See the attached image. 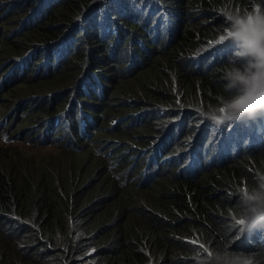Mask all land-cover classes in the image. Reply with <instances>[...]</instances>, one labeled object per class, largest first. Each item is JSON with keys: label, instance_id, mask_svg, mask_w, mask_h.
Listing matches in <instances>:
<instances>
[{"label": "trees", "instance_id": "16d2710c", "mask_svg": "<svg viewBox=\"0 0 264 264\" xmlns=\"http://www.w3.org/2000/svg\"><path fill=\"white\" fill-rule=\"evenodd\" d=\"M255 3L0 0V84L11 97L0 91V108L25 125L18 140L67 158L33 172L0 153V264H264V228L226 223L243 214L239 190L264 179V115L223 126L201 115L225 94L236 48L215 44L224 13ZM90 146L96 158L77 153Z\"/></svg>", "mask_w": 264, "mask_h": 264}, {"label": "clouds", "instance_id": "9594fccd", "mask_svg": "<svg viewBox=\"0 0 264 264\" xmlns=\"http://www.w3.org/2000/svg\"><path fill=\"white\" fill-rule=\"evenodd\" d=\"M227 19L230 26L224 29L226 34L224 38L231 39L236 44V48L229 59V65L223 72L225 94L220 97L217 105L210 106L207 111L201 112L204 119L216 126L245 118L255 120L264 115V5L255 3L251 11L230 12ZM76 88L71 87L64 94L70 99L69 108L73 107L78 100ZM0 91L4 93L8 91L6 84H0ZM81 101L87 108L93 107L87 100L84 102L88 106L82 99ZM49 105L52 104L49 103ZM93 111L97 112L95 109ZM67 112L68 109L64 111V114ZM13 113V111L9 112L6 116L8 122L14 119L15 123L16 117ZM85 113L87 119L93 122L91 118H95L94 115ZM62 115L46 117L49 126H53L55 121L59 122L61 120L59 116ZM2 120L4 118L0 119ZM70 121H73V118L66 120L67 124ZM239 196L237 212L240 213L241 209L243 210V214H239L240 226L245 229L264 228V179L260 181L256 189L251 191L240 189ZM97 252L92 249L84 256L92 257ZM217 264H252V261L245 256L235 255L230 259L218 258Z\"/></svg>", "mask_w": 264, "mask_h": 264}, {"label": "rangeland", "instance_id": "374dc122", "mask_svg": "<svg viewBox=\"0 0 264 264\" xmlns=\"http://www.w3.org/2000/svg\"><path fill=\"white\" fill-rule=\"evenodd\" d=\"M12 39H14V37H12ZM33 77H36V75H34ZM29 80L30 79H27L26 82H28ZM21 90L22 88H20L19 95L22 94ZM27 90L28 88L24 91L26 92ZM56 91H59V90H54V92ZM9 92L7 91L5 93V98H8L9 100H11V97L9 96ZM40 103H43V101H40ZM4 104L1 105L0 114H3V116H5L6 114L9 115L8 113L9 109L8 111H6V107L4 106ZM94 109H97V108H94ZM2 118L3 117H0V119ZM10 123L12 124L11 132H15V135H14L15 138L14 139L11 138V140L8 139L7 135H4V132L7 131V127L10 125ZM24 128H25V125H23L22 122H17L14 124V119H11L9 122L4 124L3 129L0 130V153L1 154L8 155L10 158H13L14 160L24 161V162L27 158L28 164L32 168L33 172L35 171V167H40L44 163L47 167H51V165H49L47 162H50L51 164H56L59 161H67V158L61 153V147H55V146L33 147L32 144L27 143L28 140H25L27 139V137L24 138V140H21V141L18 140L16 138L17 137L16 134H18L19 132H22ZM90 152L94 153L95 158L96 156H98L95 149L91 146L88 147L83 152H77V153L79 154L84 153L85 155ZM82 160L83 159L81 158V161ZM106 161L108 162V160ZM87 169L90 170V164H88ZM111 177H112V174H111Z\"/></svg>", "mask_w": 264, "mask_h": 264}, {"label": "snow or ice", "instance_id": "6c2138e0", "mask_svg": "<svg viewBox=\"0 0 264 264\" xmlns=\"http://www.w3.org/2000/svg\"><path fill=\"white\" fill-rule=\"evenodd\" d=\"M256 2V0H253V3H255ZM261 2L262 3H264V0H261ZM230 12H225L224 13V15L226 16V21H225V23L227 24V22H228V19H227V16H228V14H229ZM230 25H228V27H229ZM227 28V27H226ZM225 33H224V31H223V33L222 34H220L219 35V38L217 39V40H215V44H221L222 42H224L225 41ZM227 40H231V39H227ZM232 41V40H231ZM214 45H213V42H209V44H208V48H211V47H213ZM219 101H220V98L218 97L217 98V103H219ZM231 127V125H229V128ZM6 139V138H5ZM218 142V141H217ZM239 194V193H238ZM226 223L228 224V226L229 227H231V228H235L237 225H240V220H239V218H237L236 216H230L228 219H227V221H226ZM189 243H192V244H196L197 243V241L196 240H193V241H189ZM200 248H204V250L205 251H208V249L205 247V245L204 244H200ZM209 254V256H211L212 255V253L211 252H209L208 253Z\"/></svg>", "mask_w": 264, "mask_h": 264}]
</instances>
